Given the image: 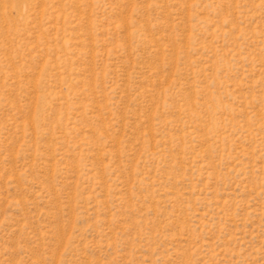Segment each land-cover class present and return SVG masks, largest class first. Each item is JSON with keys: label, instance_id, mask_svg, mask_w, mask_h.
<instances>
[{"label": "rangeland", "instance_id": "1", "mask_svg": "<svg viewBox=\"0 0 264 264\" xmlns=\"http://www.w3.org/2000/svg\"><path fill=\"white\" fill-rule=\"evenodd\" d=\"M0 264H264V0H0Z\"/></svg>", "mask_w": 264, "mask_h": 264}]
</instances>
